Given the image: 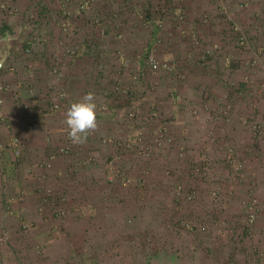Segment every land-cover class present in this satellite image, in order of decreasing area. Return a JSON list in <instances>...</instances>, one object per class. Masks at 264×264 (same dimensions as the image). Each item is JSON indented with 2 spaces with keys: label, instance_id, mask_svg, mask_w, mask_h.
<instances>
[{
  "label": "rangeland",
  "instance_id": "rangeland-1",
  "mask_svg": "<svg viewBox=\"0 0 264 264\" xmlns=\"http://www.w3.org/2000/svg\"><path fill=\"white\" fill-rule=\"evenodd\" d=\"M11 1L0 0V57L16 70L12 101H21L29 121L15 131L39 127L56 135L58 148L25 173L15 153L10 176L34 178L37 164L43 173L7 183L0 264H124L128 250L138 264H264V133L252 129L264 121V57L255 67L242 63L264 45V0L216 8L245 52L229 63L205 52L222 42L196 26L212 19L206 3L217 0H202V8L200 0H22L21 13ZM234 25L251 48L239 46ZM151 56L160 68L151 67ZM214 84L225 90L213 96ZM88 92L98 104L97 127L73 143L65 114ZM196 101H228L227 108L205 106L225 119L229 101L246 102L247 154L197 134ZM213 127L206 124L207 136ZM56 161L66 168L54 172ZM89 174L98 182H87ZM30 188L42 199L32 209L22 199Z\"/></svg>",
  "mask_w": 264,
  "mask_h": 264
},
{
  "label": "crops",
  "instance_id": "crops-1",
  "mask_svg": "<svg viewBox=\"0 0 264 264\" xmlns=\"http://www.w3.org/2000/svg\"><path fill=\"white\" fill-rule=\"evenodd\" d=\"M217 1L218 3L216 2L215 5L206 3L207 7L209 8V13L212 19L206 22L205 21L196 22V26L199 27V30L204 35L209 36L211 40L213 39V41H221L224 50L229 55L234 54L237 57L242 56L241 53H245V52L235 46L236 45L235 39L231 35L233 34V32L230 29L231 27H229L225 22L221 23L218 21L219 19L218 15L222 11L217 10L216 8L219 6H222V7L225 6L229 8L231 3L229 2V0H220L221 2H219V0ZM11 2H13L14 4L13 8L19 11L20 13L25 11V7L28 6V4L24 3L22 0H14V1L12 0ZM205 2L206 1L200 0L199 7L202 8L203 5H205ZM230 11L233 12L231 9ZM6 16L7 15H5V17ZM11 17H14V15ZM6 21L10 23L17 22L15 19H11L9 17H6ZM45 24H46V19L43 25ZM47 25L51 26V23H48ZM52 25L55 28V23H52ZM0 30L3 31L2 29ZM221 30H225V33L224 34L221 33ZM0 58H3V57H0ZM7 64L10 67L9 68L10 72L8 70L6 74V83L8 87L5 90V98H7L8 101H6L5 99L4 103L2 104L4 116H0L1 117L0 118V230H1V227L4 228L6 225L8 226V224L10 223V220H7L8 213L5 211V207H4V204L6 203V200L8 199V195H9L8 186H10V184L16 185V186H18V184H24V180L25 182H33L32 179H36L37 175H41V173H43V169L39 167L37 164L36 165L37 170H34L36 172L35 173L36 176L34 178L32 177V175H27L25 177V175L23 176V173H22L23 177H20L19 178L20 181H19L18 178L13 177L14 174H11V176L10 174H8L9 169L12 164L11 162L15 160L16 158L15 157V153H16L15 145L13 144L16 136H22L25 139L24 146L21 152V156L23 157V159H21L18 164L16 162L17 166H19L20 170H23L24 173L27 171V169H32L33 168L32 165L35 164L37 161H38L37 163H39V161L43 158L44 159H54L55 152L57 151V148H58L57 147L58 140L56 139V135L55 137L53 136L54 134H56V132H54V134L52 135L53 137H49L47 135L48 132L39 130V127L30 128L27 132L20 133V134H17V131H15L14 126L15 125L18 126L19 121L27 122L26 124H29L28 123L29 121L27 119L25 121L24 118L21 117V115L26 112L24 109V105L21 104V101H12L14 100V97L13 95H11V93L15 92L18 89V85H17L18 81L15 79L16 70L14 71V68L12 67L11 62ZM212 67L217 68V66H214V65H212ZM236 75H238L239 78H241V72L236 73ZM79 81H80L79 89H82L84 86V78L81 76ZM211 87L214 89V91L213 89H211ZM209 89L211 90L212 93L216 92V93H213V96L215 95L217 96V92H223V90H225L223 87L219 86L218 84L217 85L214 84L210 86ZM21 94L23 98H26L28 96V91L26 90V93H21ZM196 102L198 103V106L200 107L199 111L202 113L201 116H198L195 119L193 118L194 125H195L194 130L197 131V134L202 138L204 137L218 138L219 141L222 142L221 143L222 150L225 148L224 146H226V148L227 147L232 148L233 151L240 154L241 157H243L244 154H247L245 153V148L249 141L248 139L249 133L247 130V126L244 123L249 121V119L247 118V112L245 111V109H247L248 107L246 102L245 101H229V103L232 105L231 107L232 114L229 117H227V119H225L224 117L210 115L209 112L206 111L207 107L205 106H211V109H216L218 107L227 108L228 101H196ZM3 105L5 106V108ZM207 123L214 124V127H213L214 130H213V133H211L212 135L210 136L206 135L207 133L206 124ZM217 123L219 125H217ZM202 124H204L203 127H202ZM51 138L52 140H50ZM198 146H202V143L201 144L198 143ZM213 149L217 151H222L218 148H215L214 146H213ZM13 164H15V162ZM59 164H60V161L59 162L56 161L55 163H53L54 172L61 169L62 166H64V169L66 168L67 164L65 163H62L61 165ZM54 172L51 173V176L48 175V177H53L57 179V182L61 183L62 179L57 178L54 175ZM89 175H88L89 177L86 176L87 182H98L99 175L96 174L95 177L91 176L94 174H89ZM8 182H11V183L7 185ZM30 187H32V185H30ZM27 193L28 194H26V196L22 198L23 200L25 199L26 201V202L24 201L25 202L24 207H26V203L29 201V204L27 205V207H29V209H32L33 206L31 203L34 201L38 202L42 199L39 197V195H37V193L32 192L31 188L27 189ZM87 201H90V200H87ZM86 211L88 212V210ZM93 214L100 216L102 215V212L101 210H97V211H93ZM128 225L129 224H126L125 228L128 229L129 228ZM125 254H126V257H124V259L121 260V262L123 261L124 264H138V262L134 259V254H132L130 250L126 251ZM141 260L143 259H140V261Z\"/></svg>",
  "mask_w": 264,
  "mask_h": 264
},
{
  "label": "built area",
  "instance_id": "built-area-1",
  "mask_svg": "<svg viewBox=\"0 0 264 264\" xmlns=\"http://www.w3.org/2000/svg\"><path fill=\"white\" fill-rule=\"evenodd\" d=\"M88 2L89 1H86L87 4ZM233 28L238 33L239 46L245 49L251 48L252 42H251V38L249 37L248 33L244 32L239 27V25H234ZM205 52H208L211 55H219L223 57L227 63L231 62V56L225 50H223V47L221 46V44L217 42L211 45L209 44V47L207 50H205ZM262 57H264V45L257 48V51L253 59H248L247 61H243L242 63L246 66L255 67L258 65V62L260 61V59H262ZM149 63L153 69L160 68L159 62L153 56L150 57ZM164 66H167V64H165ZM8 69H9V65L7 64L6 60L4 58H0V116L3 115V110L1 106L4 103L3 93L5 92L7 88L5 78H6V73ZM58 106H59L58 104H55V107H58ZM252 129L257 134H263L264 133V121H258L254 123L252 125ZM22 143L23 141L20 138L16 137L14 139L13 144L15 145V152L17 155L21 153V149L23 148ZM4 240H5V233H3L2 230H0V244L4 243Z\"/></svg>",
  "mask_w": 264,
  "mask_h": 264
},
{
  "label": "clouds",
  "instance_id": "clouds-1",
  "mask_svg": "<svg viewBox=\"0 0 264 264\" xmlns=\"http://www.w3.org/2000/svg\"><path fill=\"white\" fill-rule=\"evenodd\" d=\"M97 114L98 104L93 92H88L70 103L64 123L71 142L84 143L87 140L91 130L97 127Z\"/></svg>",
  "mask_w": 264,
  "mask_h": 264
}]
</instances>
